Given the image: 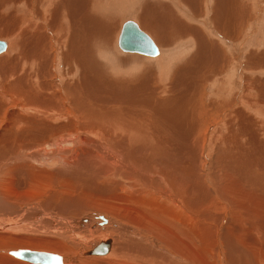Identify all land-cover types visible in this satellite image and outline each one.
I'll list each match as a JSON object with an SVG mask.
<instances>
[{
	"label": "bare ground",
	"instance_id": "obj_1",
	"mask_svg": "<svg viewBox=\"0 0 264 264\" xmlns=\"http://www.w3.org/2000/svg\"><path fill=\"white\" fill-rule=\"evenodd\" d=\"M36 1L37 14H41L40 7L43 6L44 0H40V3L39 0ZM118 1H115L116 5L119 4ZM20 2L33 6L32 0H6L5 5L8 8L14 5L16 8V4ZM54 3L55 0H47L46 8H52ZM87 3L88 1L84 5ZM225 3H220L222 11L220 9L219 13L215 12L222 22H227V11H231L233 5L232 0H225ZM87 9L92 10L88 7ZM88 13L89 11L86 17L89 16ZM83 14L85 16V13ZM149 15L148 13V17ZM21 20L25 23L26 18ZM61 20L58 18L57 22ZM70 20L75 22L74 16H71ZM228 20L230 27L224 29L230 33V29L235 31L237 27L232 26L230 18ZM20 22L21 26H25L26 23L20 20L18 26ZM120 23L124 22H119V25ZM110 24L108 22V25ZM30 25L34 26V23ZM37 25L34 29L28 27V31L38 30L41 33L44 27L39 28ZM52 27L58 31V36L54 37L55 41L59 39L65 44L62 29ZM109 28L107 26V29ZM24 30L21 33L17 28L11 32L9 30L7 34L12 33L11 40L7 39V49L0 54V217H8L7 225L0 221V243L40 245L47 250L34 251L60 255L59 253L67 252L70 245L80 247L91 243L87 242L85 235L95 240L99 233H103L104 237L99 243H91L95 245L87 251L83 250L84 258L90 260L92 257L103 256L109 260L108 264H264V131L254 126L255 121L245 115L244 109L235 110L234 118L233 111L228 109L233 108L235 102L228 101L224 107L206 109L204 104H199L200 114L201 109L204 110L203 116L199 118L204 123L201 122L202 126L208 127L209 131H214L217 121L225 114L229 125L234 119L237 120L240 129L251 130L248 136L253 148L246 144V148L239 147L242 150L240 152L234 145L239 137L231 140L230 136L225 135L226 132L217 138L225 131L226 124L222 128L224 131L215 134L216 138L212 139L220 144V147H217L225 146L221 149L227 150L226 155L220 156L218 165L210 155L213 152L209 153L211 144L206 148L202 145L206 141L204 136L196 138L193 142V135L183 132L182 135L186 134V137H182L184 147L178 154L181 161L176 164L175 159L165 155L164 150H161L158 142L153 139L157 134L150 132L151 125L155 129L152 120L155 116L152 103L155 101L153 102L151 96L154 93L156 95V92L150 94V91L145 90L146 87L131 86L132 90L128 89L130 95H123V92H118V88L115 89L109 84L108 87H103L106 98L98 99L89 94L91 84L86 82V78V81L83 79L80 83V87L74 85L79 84L76 79H71V82L62 88V84L55 82L59 77L57 69L53 73L52 68L50 72L48 70L49 73L42 70L49 62L54 64L56 51H53V54L49 51L50 55L42 53L43 50L35 51L37 53L32 55L28 51H20L18 38L26 35ZM41 37L47 45H53L54 41L52 42L47 34ZM153 37L157 41L154 34ZM23 47L26 48L25 45ZM37 48L39 49L38 46ZM71 55L72 53L65 56L67 65ZM150 58L152 61H159L163 59V55L161 56L160 52L157 57ZM77 60L79 59L76 58ZM19 61H22L23 65ZM78 62L83 65L82 61ZM18 64L22 67L19 68ZM85 72L81 75L82 78L86 77ZM46 78L50 80L47 81ZM51 79L54 80L53 83ZM89 82L92 83L91 79ZM77 88L81 89L82 94L77 93ZM157 91L161 92V87ZM143 97L145 99L139 100ZM162 102L160 98L156 103ZM240 103L246 109L251 105L250 100H241ZM169 117L173 120L176 118L171 113ZM204 119L209 121L204 122ZM209 136L207 137L213 138ZM189 137L192 139L189 140ZM228 151L234 153L229 154ZM93 210L112 215L113 221L105 217L106 221H103V216H98L102 221L100 226L88 227L89 225L85 224L89 223L88 216ZM120 223L133 226L139 236L128 234ZM110 231L117 234L122 231V240H108L106 236ZM12 233H17V236ZM145 239L150 243H146ZM107 241H110L109 253L88 254L97 245ZM146 252L151 254V259L144 257ZM64 264H67L65 259Z\"/></svg>",
	"mask_w": 264,
	"mask_h": 264
},
{
	"label": "rangeland",
	"instance_id": "obj_2",
	"mask_svg": "<svg viewBox=\"0 0 264 264\" xmlns=\"http://www.w3.org/2000/svg\"><path fill=\"white\" fill-rule=\"evenodd\" d=\"M5 1L6 0H0V40H4L5 42L11 40L12 33L7 34L9 30L11 32L13 29L17 28L18 30H20L21 33V31L25 29L24 32L26 33V35L24 34L23 37L21 35L18 38V41H20L18 42L19 44L18 47L21 45L20 51H28V53H31V55L33 53H37L35 51L41 52L40 50H43L42 53L45 52L44 54L46 55H50L48 54L49 51H51L52 54L53 51H56V53L54 54L55 55L54 64L51 65L49 62L47 64V67L46 68L43 67L42 70L43 71L47 70V73H49L52 70L53 73V71L55 72V70L57 69L58 72L56 73H58L57 77L59 76L58 77L59 79L57 78L55 82L58 81L59 83L57 84H62L63 85V86L61 85L62 88H64V85H66L68 82H71V79H76V81L79 82V84L77 85L74 83V85L78 87H80V83H82L83 79L85 81L87 79L86 82L92 85V86L90 85L91 89L89 94L90 95L92 94L91 96L98 99L106 98V96L104 97L103 94V90H104L103 87L105 86L108 87L109 84H111L113 88L115 87V89L118 88L117 89L118 92L120 93L123 92V95L124 93L125 95L130 93L129 90H132L131 86L139 87V88L146 87L147 89L145 90L147 92L150 91L149 92L150 94L156 92L158 95L157 94L155 95L154 93L151 96L153 98V102L155 101L154 103H152L155 109V111H153L155 112V116L152 119L154 122L155 129L152 128L151 125L150 132L153 135L157 134L155 135L157 137H153V139L158 142L157 145L160 147L161 150L162 149L164 150V153H166L165 155L171 156L172 157L171 159L173 160L175 159L174 161L176 164L179 163V161H181V159L178 157L179 156L178 154L182 152L181 148L184 147L183 146L184 142L182 141V137L183 138L186 137V134L193 135V142L195 141L196 138L198 137L202 138L204 136L206 138V141L205 143L203 142L202 145H205L206 148V146L208 147L211 144L210 146L211 149L209 153L213 152L210 153V155L213 161H216L218 165H220L219 164L220 158L226 155L227 152V150L221 149L225 146L223 147L221 146V148H219L220 144H217L215 141H213L214 138H216V135L219 134L220 131L223 132L225 130L223 133L219 134L217 138H220L221 135L222 134L224 135L225 132L227 133V134L225 133V135L230 136L229 139L232 138L233 140H235L237 137H239L236 139L237 144L234 145L235 147H238V150L240 152L242 151L240 150V148H242L243 146L246 148L248 144L253 148V145L250 143L251 138H249L248 136V132L250 133L251 130L244 131L243 129L239 128L238 126L239 122L237 120L235 121L234 119L235 110H241V108L242 110L244 109V111L246 112L245 115L251 118L252 121L253 120L255 121V123L253 122L254 126L264 131V125H262V123H264L263 120L264 118V0H237V1L232 0V4L234 6H237L238 4V6L234 7L233 5H231V11L229 10L227 11L229 12L228 19L229 18L231 19L232 26H234V28L237 27L236 28L237 30L235 29L234 31L233 29L232 30L230 29L229 31L230 33L225 31L224 29L225 27L227 29V26H229V20L227 19V22H222L216 16V13H219L218 11L220 9L221 11L223 10L221 8L220 3H225V0H132V1L131 0L130 1L129 0L127 1L126 0H119V1L94 0L95 3L93 0H85L86 2L88 1L89 3V4L87 3L88 5L87 4L84 5V3L86 2L82 0H68V1L57 0L60 1L58 3L55 0L54 3L55 6L53 5L54 8L53 7L46 8L45 3L47 2V0L46 1L44 0V3L42 4L43 6L41 7L39 6L42 11L41 14H37L38 4L36 0H32L33 6L24 5V2L17 3L16 8H20V10L16 9L14 5H12L13 8L11 6H9L8 8L7 5H5ZM115 1L116 2L118 1L120 5L119 4H118L119 6L116 5L117 3ZM38 2L40 3V0ZM114 2L115 4H113ZM122 2L126 4L125 7L123 8L122 6L124 4L122 5ZM56 5L59 6L56 7ZM87 7L92 10L87 9ZM74 8L77 10H73ZM11 9L14 10L15 13L14 11L11 12L12 11ZM15 9L18 11H16ZM47 10H51V11L49 12ZM57 11L59 13H57ZM62 11L63 14L65 13L64 15L62 14ZM87 11H89L88 17H86ZM244 11L247 13H245ZM18 12L21 13L19 14ZM147 12H149L150 17H148ZM11 13L14 14L12 15ZM46 13L49 14V16ZM83 13H85V16ZM135 14L136 16H134ZM62 15L65 17H63ZM71 16L72 17L74 16L75 22L73 21L71 22L70 20ZM218 16L220 17V15ZM21 18L22 19L26 18L25 20L26 24L24 23V20H21ZM58 18L60 20L62 18L64 19H62L58 23L57 22ZM121 19H123V21ZM132 19L139 25V27L144 32H146L150 37L154 39V42L156 43L158 48L160 47L159 50L161 52V56L163 55V59L159 61L158 60L152 61L150 57L144 55L137 57L136 55H132V53H126L120 49L118 41L122 30V26L127 20H132ZM18 20L23 21L25 26L24 25L21 26L22 22H20L18 26L17 25ZM107 21L109 22V24L110 23L111 24L108 25ZM35 22L38 23V25ZM119 22H124V23H120L119 25ZM33 23L34 26H31L30 24L33 25ZM157 23L160 25H158ZM161 24H163V26L165 25L167 28L165 29L164 28L165 26L163 27ZM36 25L39 28L40 26L44 27L42 28L41 33H39L38 30H35L36 32L34 31L36 34L32 32V30H30L31 32L28 31L29 30L28 27L31 26V28L34 29L33 27H36ZM52 26L62 29V35L64 36L65 44L59 39L55 41L54 37L56 35L58 36L57 34L58 31L56 32L57 28L56 30H54ZM107 26L108 28L110 26L111 27L107 29ZM152 33L154 34V36L157 37V41L153 37ZM44 34H47V36L51 38V41L52 42L54 41L56 44L53 42V45L50 43H48L47 45V43L42 41L41 36H43ZM30 36H32L33 38ZM158 38L160 39L158 40ZM23 40L25 42H23ZM32 43H34L33 44L34 46L32 45ZM22 44L23 46L24 45L26 46L25 49L22 46ZM37 46L39 47V49L37 48ZM31 50L33 51L31 52ZM71 53L72 55L70 56V60H69L71 62L68 61V65H67L65 56ZM73 56L75 59L73 58ZM76 58H78L80 62L82 61L83 63L82 66L78 62L79 60L76 61ZM19 63L23 65L22 61H19ZM21 64H18L19 68L22 67ZM29 65L30 63L27 66L29 67ZM84 72L86 73V77L82 78L81 75L83 76ZM124 73L127 74L125 75ZM115 74L116 75L120 74V75L118 77ZM47 78H46L47 81L50 80ZM90 79L92 83L89 82ZM128 80L131 83L128 82ZM51 81L52 83L54 82L53 79H51ZM60 82H63L64 84ZM188 84L190 85V87ZM118 85L120 87H118ZM160 87H161V92H158L157 89L158 88L160 89ZM1 89L2 87H0V90ZM76 90L77 93L82 94L80 88H77ZM82 90H83V86H82ZM178 95H180V97ZM152 98L149 99L152 100ZM160 98H162L163 100L162 104L156 103L157 101L159 102ZM141 99H145V98L143 97L140 98L139 100ZM176 99L177 100L179 99L178 100L179 103ZM241 100L242 102L243 100H250L251 101L250 107H247L246 109V107L240 103ZM228 101H231V103L235 102L233 108L228 109L230 111H233L232 117H234L233 118L234 120L232 121V124L230 125L228 124L229 121L225 114V116H221L220 117L221 119L217 121L214 131L213 130L209 131L208 127L202 126L203 121H201L202 119L200 120V118L203 116L202 114L204 110L202 111L201 109V114H200L199 104L201 105L204 104L203 107L205 109L207 107L217 108V107H224L227 103H229ZM166 103L169 104L167 105ZM252 104H254L255 106ZM157 109L160 111H157ZM171 110L174 113L175 111L177 113L174 114L173 112H171ZM258 110L261 111L262 113L259 112ZM169 113H171V115H174V117L176 116L175 120L169 117ZM207 119H204V122H208L209 120L206 121ZM171 120L173 121V123ZM226 124L227 126L224 128V125ZM195 126L196 129L194 128ZM222 128H224V130ZM206 129L208 130V132ZM183 132H185L186 134L184 133L185 135L184 134L182 135ZM206 132L207 134H205ZM209 135L212 136L213 138L211 139L208 138L207 136ZM190 139L192 138L189 137V140ZM189 143L191 142L189 141ZM230 145L232 146L231 143ZM206 152L207 151H205V153ZM230 152L232 151H228L229 154ZM220 209L219 211H221ZM97 211L98 210H93L90 212L91 214L88 216L89 223H86L85 225H89L88 227L98 225L96 226V228H98L100 226V223H102L101 219L104 221V217L113 221L112 215L106 214L104 212L102 214V212L99 213ZM98 216H103V217L102 218L99 217L98 219L97 218ZM7 218L8 217L5 216L0 217V221H3V225L4 224L7 225L6 224ZM120 224L122 225L121 227L128 232V234L130 235L135 234L139 236V232L133 226L126 223H120ZM108 225L110 224H106V226ZM80 229L83 230V228ZM112 230H116L118 232V230L115 228H112ZM122 231L121 233L118 234L114 231L113 232L110 231L111 233L107 235L106 238L108 240H113L114 242H116L115 241L116 239L120 241L123 238ZM86 234H88L87 231ZM12 235L17 236V233H12ZM143 236L146 237L147 235L143 234ZM103 237L104 234L99 233L98 237L95 240H91V238L88 235H85V238L88 239L87 242H91L95 244L99 243ZM145 240L146 243H150L148 239ZM151 241L153 242L152 239ZM91 243H87L80 247H73V245H70V247L67 248V252L59 253V254L64 257L65 263L67 264H108L109 260H107V258H104L103 256L92 257L90 258V260L86 257L85 258L83 257L82 253L84 251H87L92 245H95ZM153 244L156 245L155 242H153ZM17 249L45 250V251L47 250L45 249V247H42L40 245L36 246L32 244H22V243L21 244L0 243V264H27L20 260L14 259L7 253ZM143 255L145 258L148 259L152 258L149 252H146Z\"/></svg>",
	"mask_w": 264,
	"mask_h": 264
},
{
	"label": "water",
	"instance_id": "obj_3",
	"mask_svg": "<svg viewBox=\"0 0 264 264\" xmlns=\"http://www.w3.org/2000/svg\"><path fill=\"white\" fill-rule=\"evenodd\" d=\"M119 47L126 53H138L147 57L159 55V48L154 40L133 20H127L118 41ZM7 49V43L0 40V54ZM106 221V220H104ZM110 241L97 245L89 255H106L109 253ZM12 257L30 264H64L63 256L44 251L17 249L9 253Z\"/></svg>",
	"mask_w": 264,
	"mask_h": 264
},
{
	"label": "crops",
	"instance_id": "obj_4",
	"mask_svg": "<svg viewBox=\"0 0 264 264\" xmlns=\"http://www.w3.org/2000/svg\"><path fill=\"white\" fill-rule=\"evenodd\" d=\"M149 12H147V14H148ZM152 38V37H151ZM153 39V38H152ZM154 40V39H153ZM132 54H136V53H132Z\"/></svg>",
	"mask_w": 264,
	"mask_h": 264
}]
</instances>
